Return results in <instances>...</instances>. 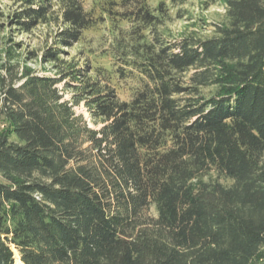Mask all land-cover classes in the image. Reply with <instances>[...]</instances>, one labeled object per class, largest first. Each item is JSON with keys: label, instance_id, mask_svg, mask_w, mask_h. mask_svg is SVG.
<instances>
[{"label": "trees", "instance_id": "1", "mask_svg": "<svg viewBox=\"0 0 264 264\" xmlns=\"http://www.w3.org/2000/svg\"><path fill=\"white\" fill-rule=\"evenodd\" d=\"M10 1L20 35L55 29L40 48L0 39V264L263 255L264 0H197L222 20L174 40L140 36L163 26L164 2L159 17L123 0L144 27L106 66L71 54L97 24L85 0Z\"/></svg>", "mask_w": 264, "mask_h": 264}, {"label": "rangeland", "instance_id": "2", "mask_svg": "<svg viewBox=\"0 0 264 264\" xmlns=\"http://www.w3.org/2000/svg\"><path fill=\"white\" fill-rule=\"evenodd\" d=\"M122 2L123 0H85V9L95 15L97 24L84 32L81 41L71 50V54L76 55L78 52H84L93 62L106 66L110 63L107 57L112 56L116 47L115 41L129 46L134 42L133 39L139 35L134 34L135 29L138 31L143 25L135 23L132 15H126L130 14L135 7L133 5L124 7ZM162 2H164L163 9L167 10L163 16V26H159L157 29L145 28L144 32L140 31V36H146L147 40H151L155 36L156 30L161 34L166 31L165 38L174 40L187 28L189 31L198 32L203 36H211L213 25L222 20L220 15L223 12L222 7H214L203 12L197 0H189L187 4L179 6L173 5L169 0H147V5L152 11H155L157 16L162 17V13L156 11ZM18 8L19 6L10 0L0 1V13L3 15L0 17V39L11 37L15 42L23 41L30 48L43 47L49 40L50 34H53L55 27H39L31 34L20 35L16 27L11 26L8 19ZM55 9L57 8L55 7ZM138 26H140L139 29ZM167 31L170 36L167 35ZM69 97L67 95L66 99ZM75 112L84 117L89 127L101 128V125L94 122L83 105L76 107ZM0 182H2L1 176ZM263 256L264 254L253 264H264Z\"/></svg>", "mask_w": 264, "mask_h": 264}, {"label": "bare ground", "instance_id": "3", "mask_svg": "<svg viewBox=\"0 0 264 264\" xmlns=\"http://www.w3.org/2000/svg\"><path fill=\"white\" fill-rule=\"evenodd\" d=\"M15 264H21V262H20V261H18V260H16Z\"/></svg>", "mask_w": 264, "mask_h": 264}]
</instances>
